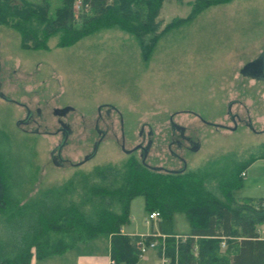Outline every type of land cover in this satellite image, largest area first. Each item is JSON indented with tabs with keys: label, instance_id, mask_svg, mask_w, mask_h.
Listing matches in <instances>:
<instances>
[{
	"label": "rangeland",
	"instance_id": "1",
	"mask_svg": "<svg viewBox=\"0 0 264 264\" xmlns=\"http://www.w3.org/2000/svg\"><path fill=\"white\" fill-rule=\"evenodd\" d=\"M48 1L50 11L59 4ZM191 2L162 0L156 17L162 33L146 59L135 37L117 26L97 29L65 46L56 34L47 39L45 49L34 50L23 49L18 32L0 24V129L15 158L24 153L30 158L31 181L23 185L22 202L94 167L120 166L129 156L138 159L137 152L128 155L119 147L120 125L125 149L139 142L141 124L144 133L149 127L152 141L145 162L168 168L169 117L197 140L195 150L183 152L184 170L227 171L250 156H261L247 165L233 195L264 196V62L261 81L239 71L246 61L264 60V0L212 3L184 24L164 29L170 20L185 17ZM234 100L231 112L241 119L248 116V125L242 120L232 126L229 121L226 110ZM63 107L69 109L61 118L72 131L60 147L67 160L54 164L50 152L60 137L52 133L58 117L52 110ZM27 111L28 123L16 124ZM198 118L222 121L232 129L217 130ZM95 123L105 131L101 138ZM94 141L92 157L80 162ZM71 198H77L75 193ZM146 215L142 196L132 197L121 228L145 231ZM170 228L172 233L187 231L186 216L172 213ZM107 256L108 238L100 235L29 264H104ZM150 256L151 250L138 264H156Z\"/></svg>",
	"mask_w": 264,
	"mask_h": 264
},
{
	"label": "trees",
	"instance_id": "2",
	"mask_svg": "<svg viewBox=\"0 0 264 264\" xmlns=\"http://www.w3.org/2000/svg\"><path fill=\"white\" fill-rule=\"evenodd\" d=\"M227 1L192 0L188 14L170 20L164 29L184 24L212 3ZM73 3L59 0L50 11L48 0H0V24L18 32L23 49L34 50L45 49L47 39L56 34L65 46L97 29L117 26L135 37L144 59L162 33L156 19L162 0H80L76 13ZM9 143L0 129V264H29L31 258L59 255L100 235L108 238L111 264H135L138 236L120 232V226L136 195L142 196L147 213L159 214L158 230L167 235V264H264V239L255 232L264 222V199L232 196L240 171L261 156H250L227 171L177 173L151 170L129 156L120 166L94 167L22 202L23 185L31 181L30 158L27 153L15 158ZM174 212L188 220L184 240L175 241L170 232ZM222 238L225 246L220 250Z\"/></svg>",
	"mask_w": 264,
	"mask_h": 264
},
{
	"label": "flooded vegetation",
	"instance_id": "3",
	"mask_svg": "<svg viewBox=\"0 0 264 264\" xmlns=\"http://www.w3.org/2000/svg\"><path fill=\"white\" fill-rule=\"evenodd\" d=\"M261 64H262L261 60L259 58H255V59H252V60H249V61H246L245 63H243V65L240 67L239 71L242 74L249 75V77L251 79H253L255 81H259L260 79L263 78V76H262L263 70H262ZM235 101L236 100H234L233 102L229 101V105H228V108L226 110V114L228 116L229 121L231 122L232 126H233L234 122L237 123V122H240L242 120L247 122V125H248L249 124L248 116L245 119H241L239 114L231 112L230 106H231V104L236 103ZM63 115L64 114H61L56 118V128L54 129V131H52L53 134L56 133L59 135V137H60L59 143H61V141H64V142H62V145H64L66 143V138L69 136V134L72 131L69 123L62 120L61 117ZM198 120L201 122V124H203L205 126L212 127L214 129H217V130L229 131L232 129V126H228V125L222 123V121L208 122L206 120L203 121L199 118H198ZM28 121H29V118H27L26 123H28ZM167 121H168V127H169V131H170V135H171V139L166 146V150H167V153L169 156V158H168L169 165H168V168L166 166H162V165L161 166L155 165V166L172 171V170L180 169L183 166V164L185 165V158L183 156V152H190V151L195 150V148H196L195 145H197V140H196V137H193L189 134H186L185 133V126L180 125L177 122H174L171 117H169ZM143 127H144V125L141 124V126L139 127L138 132H137L138 136L140 137L139 142H137L132 148L125 149L123 146L124 137H123V133H122L121 125H120L121 144L119 147L120 148L122 147L121 148L122 151L124 153H127L128 155L137 152L136 154H137L138 160L141 161V159H143L144 163L147 164L145 162V159H146L147 153H148L150 146H151L152 131L148 127V130L145 131L146 133H144ZM93 128H94L95 132L99 135V138L103 137V135L105 133L104 130H100L97 127L96 123L94 124ZM33 132L36 133L37 131L33 130ZM94 142L92 143V145L94 144ZM60 150H61V148L57 152L56 147H54V149L51 150L50 156H51L52 163L60 164V163H63L67 160L66 158L61 156ZM79 163H75V165L76 164L78 165ZM176 163L179 164V167H177L175 165ZM149 166H151V165H149Z\"/></svg>",
	"mask_w": 264,
	"mask_h": 264
},
{
	"label": "built area",
	"instance_id": "4",
	"mask_svg": "<svg viewBox=\"0 0 264 264\" xmlns=\"http://www.w3.org/2000/svg\"><path fill=\"white\" fill-rule=\"evenodd\" d=\"M80 0H75L77 3V8L79 5ZM75 4V3H74ZM159 219V214L157 211H151L147 214L145 222H148L150 220ZM149 239H144L143 235H139L138 241H137V248L139 257H142L143 254H145L148 250H157L158 255V263L157 264H167V258L164 256V248H165V242L164 239L167 235L164 234H158V233H152L149 235ZM174 240H184L185 235L181 234H173L172 235ZM225 246L224 239H220L219 248L222 249Z\"/></svg>",
	"mask_w": 264,
	"mask_h": 264
},
{
	"label": "crops",
	"instance_id": "5",
	"mask_svg": "<svg viewBox=\"0 0 264 264\" xmlns=\"http://www.w3.org/2000/svg\"><path fill=\"white\" fill-rule=\"evenodd\" d=\"M251 163V162H250ZM249 163V164H250ZM246 168H247V166L245 167V168H243L241 171H240V173H239V187H240V178L241 177H245L246 176ZM238 187V188H239ZM237 188V189H238ZM237 189H235V190H237ZM234 191V190H233ZM233 191H232V196L234 197V195H233ZM245 198H262V199H264V196H259V197H246V196H244ZM242 198V197H241ZM148 214V213H147ZM147 216V215H146ZM145 220H146V217L143 219V222H144V224L146 225V229H145V231H142V232H139V231H134V232H125L121 227H122V225L120 226V232H122V233H125V234H127V235H137L138 237H139V235H143V236H145L146 234H150V233H158V234H160V232H159V230H158V224H157V221L159 220V219H154V220H150V221H148V222H145ZM263 223L264 222H261L260 224H257L256 226H255V232L257 233V235H258V238H260V239H264V225H263ZM188 230H189V228H188ZM188 230L187 231H184V232H179V233H173V234H181V235H183V234H185V233H187L188 232ZM170 232H171V228H170ZM172 233V232H171ZM224 248V247H223ZM222 248V249H223ZM150 251V250H149ZM149 251H147V252H149ZM64 253V252H63ZM62 253V254H63ZM60 255V254H59ZM53 256H57V255H53ZM158 251L157 250H154V249H152L151 250V256L149 257V259L150 260H152L154 263L157 261V263H158ZM49 257V256H48ZM140 258H142V257H139L138 258V260H137V262L135 263V264H138L140 261H139V259ZM108 261V262H107ZM33 263V258H31V260H30V263ZM156 263V264H157ZM93 264H96L95 262L93 263ZM104 264H111V261L109 260V254H108V256H107V258L105 259V262H104Z\"/></svg>",
	"mask_w": 264,
	"mask_h": 264
},
{
	"label": "water",
	"instance_id": "6",
	"mask_svg": "<svg viewBox=\"0 0 264 264\" xmlns=\"http://www.w3.org/2000/svg\"><path fill=\"white\" fill-rule=\"evenodd\" d=\"M259 59L261 60L262 63L264 62V60H262L261 58H259ZM250 63H251V62H250ZM263 80H264V79H263ZM0 96H1V95H0ZM68 109H69L68 107L56 108V109H53V110H52V113L55 114V115H57V116H59V115H61V114H64L66 111H68ZM28 117H29V112L27 111V114H26V116L24 117V119L17 121L16 124H18V122H19V123H26V120H27ZM62 142H64V141H61V143H59V144L56 146V151H57V152L59 151L60 147L62 146ZM97 143H98L97 141L94 142V144L92 145V151H91V153H90L89 155L83 157V159H82L81 162L86 161L87 159H89L90 157H92V155H93V153H94L95 145H96ZM121 148H122V147H121ZM140 163H142L143 165H145L146 167H148V168L151 169V170H163V171H167V172H171V173L181 172V171H183L184 168H185V165L183 164V166H182L180 169L170 171V170H166V169H164V168H160V167H156V166H149V165H147V164L144 163L143 159H141Z\"/></svg>",
	"mask_w": 264,
	"mask_h": 264
}]
</instances>
